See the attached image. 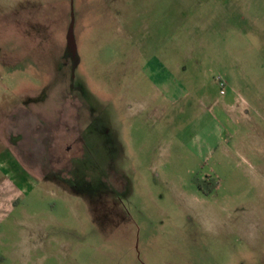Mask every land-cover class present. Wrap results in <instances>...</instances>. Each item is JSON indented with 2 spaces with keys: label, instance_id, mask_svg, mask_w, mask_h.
I'll return each instance as SVG.
<instances>
[{
  "label": "rangeland",
  "instance_id": "rangeland-1",
  "mask_svg": "<svg viewBox=\"0 0 264 264\" xmlns=\"http://www.w3.org/2000/svg\"><path fill=\"white\" fill-rule=\"evenodd\" d=\"M9 150L0 264H264V0H0Z\"/></svg>",
  "mask_w": 264,
  "mask_h": 264
},
{
  "label": "crops",
  "instance_id": "crops-1",
  "mask_svg": "<svg viewBox=\"0 0 264 264\" xmlns=\"http://www.w3.org/2000/svg\"><path fill=\"white\" fill-rule=\"evenodd\" d=\"M10 150L8 151L9 156L7 158H5V159L0 158V170L3 171L4 174L6 173V175L11 176L12 180H10V181H11L12 185L14 186L15 184H17V185L19 184L20 179H18V178H19V172H20V163H19L18 156H15L14 153H11L12 151L10 152ZM9 161L10 162H16V166H14V163H13V165L9 166V164H10ZM24 172L28 175V173L25 170H24ZM2 182H1L0 186L2 185Z\"/></svg>",
  "mask_w": 264,
  "mask_h": 264
},
{
  "label": "built area",
  "instance_id": "built-area-1",
  "mask_svg": "<svg viewBox=\"0 0 264 264\" xmlns=\"http://www.w3.org/2000/svg\"><path fill=\"white\" fill-rule=\"evenodd\" d=\"M220 83H221V86H222L221 93H225L226 92V83L223 80H221Z\"/></svg>",
  "mask_w": 264,
  "mask_h": 264
}]
</instances>
